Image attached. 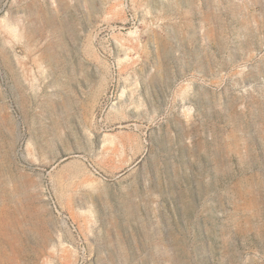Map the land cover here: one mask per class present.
I'll use <instances>...</instances> for the list:
<instances>
[{"label": "rangeland", "instance_id": "374dc122", "mask_svg": "<svg viewBox=\"0 0 264 264\" xmlns=\"http://www.w3.org/2000/svg\"><path fill=\"white\" fill-rule=\"evenodd\" d=\"M0 264H264V0H0Z\"/></svg>", "mask_w": 264, "mask_h": 264}]
</instances>
